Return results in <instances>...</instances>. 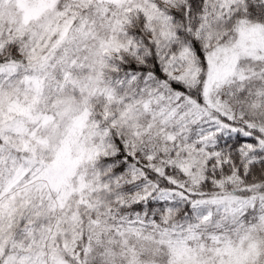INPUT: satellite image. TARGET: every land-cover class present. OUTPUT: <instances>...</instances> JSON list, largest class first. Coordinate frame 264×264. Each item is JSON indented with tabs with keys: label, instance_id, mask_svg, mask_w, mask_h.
Segmentation results:
<instances>
[{
	"label": "snow or ice",
	"instance_id": "6c2138e0",
	"mask_svg": "<svg viewBox=\"0 0 264 264\" xmlns=\"http://www.w3.org/2000/svg\"><path fill=\"white\" fill-rule=\"evenodd\" d=\"M0 264H264V0H0Z\"/></svg>",
	"mask_w": 264,
	"mask_h": 264
}]
</instances>
